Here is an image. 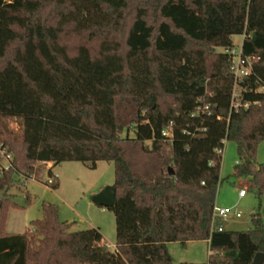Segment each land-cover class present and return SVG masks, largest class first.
<instances>
[{
    "label": "trees",
    "instance_id": "16d2710c",
    "mask_svg": "<svg viewBox=\"0 0 264 264\" xmlns=\"http://www.w3.org/2000/svg\"><path fill=\"white\" fill-rule=\"evenodd\" d=\"M72 34L110 39L121 57L110 134L28 110V46ZM237 34L244 36L242 56L254 59L240 84L247 107L230 109L227 51ZM199 98L210 114L192 117ZM0 117L20 124L19 137L1 132V147L14 158L2 169L0 190L15 174L38 173L40 163L76 160L93 169L112 162L116 237L110 251L97 227L68 230L49 202L23 234H5L2 197L0 264H197L175 263L167 243L200 240L210 252L201 264H251L264 252L259 209L249 215V230L229 231L225 222L217 228L220 220L212 227L224 140L237 146L233 175L264 194V163L255 161L264 140V0H0ZM169 123L170 140L162 134Z\"/></svg>",
    "mask_w": 264,
    "mask_h": 264
},
{
    "label": "rangeland",
    "instance_id": "374dc122",
    "mask_svg": "<svg viewBox=\"0 0 264 264\" xmlns=\"http://www.w3.org/2000/svg\"><path fill=\"white\" fill-rule=\"evenodd\" d=\"M242 39V35L232 36L237 50ZM215 49L222 51L221 48ZM26 64L29 73V111L42 109L44 116L52 122L60 121L89 133L98 134L96 129L111 133L109 105L112 96L123 85L120 76L122 61L113 52L112 40H87L72 34L54 43H37L28 46ZM167 102L172 103L171 98ZM51 121L47 124L46 133H50ZM4 130L15 138L19 137V121L0 117V142ZM128 133L133 135L132 131ZM257 145L255 161L264 163V140ZM223 146L216 202L226 208L236 205L242 216L226 221L224 225L227 230H249L252 211L259 209L264 217V194L258 196L253 188H249L244 177L233 175L238 160L235 142L224 140ZM8 152L11 153L12 163L14 153ZM7 163L1 159V170ZM34 168L39 172L30 176L15 174L10 183L12 186L0 190V202L2 197L5 199L1 208L4 233H24L31 221L42 216V203L49 202L57 207L58 218L67 222L68 230L97 227L109 250H114V213L109 208L92 203L94 194L113 184V163L98 161L91 169L75 160L62 161L50 168L40 163ZM49 170L57 176L56 189L45 183ZM243 188L246 194L239 199L238 191ZM167 250L175 263H206L210 253L205 240L189 241L183 246L179 242H168Z\"/></svg>",
    "mask_w": 264,
    "mask_h": 264
},
{
    "label": "built area",
    "instance_id": "2783aa9c",
    "mask_svg": "<svg viewBox=\"0 0 264 264\" xmlns=\"http://www.w3.org/2000/svg\"><path fill=\"white\" fill-rule=\"evenodd\" d=\"M242 37H244L242 35ZM229 57L231 58L230 63V71L232 72V75L234 76L233 86L231 89V100H230V109L232 108H238L240 106L247 107V103H242L241 101V92H240V84L245 80V78L248 76L251 66L253 57H243L241 52V46L237 50L235 47L231 48L229 51H227ZM204 113L210 114L209 112V105L201 98L198 99L193 113L192 117H195L197 115H203ZM172 123H169L166 127H164L162 130V134L168 138L169 140L173 136V132L171 130ZM218 152L222 154V150L219 149ZM0 158L8 161L7 165L5 167H2L3 169L7 168L10 164V161L12 159L11 153L6 151V149L2 148L0 145ZM1 167H0V175H1ZM56 176L54 174H48V177L45 180L46 185L51 186L55 183ZM246 194L245 188L240 189L238 191V198L241 199ZM212 227L215 226L217 220H220V223L218 224L217 228H221V222H226L229 219H237L242 217L241 214L237 210V206L231 208L221 207V206H214L212 211Z\"/></svg>",
    "mask_w": 264,
    "mask_h": 264
},
{
    "label": "water",
    "instance_id": "95a60500",
    "mask_svg": "<svg viewBox=\"0 0 264 264\" xmlns=\"http://www.w3.org/2000/svg\"><path fill=\"white\" fill-rule=\"evenodd\" d=\"M170 174H173V170L170 169ZM1 203V202H0ZM92 203L106 208H112L115 204V187L114 185L104 188L102 191L94 194L92 197ZM264 262V252H257L251 264H262Z\"/></svg>",
    "mask_w": 264,
    "mask_h": 264
},
{
    "label": "crops",
    "instance_id": "0c3cea01",
    "mask_svg": "<svg viewBox=\"0 0 264 264\" xmlns=\"http://www.w3.org/2000/svg\"><path fill=\"white\" fill-rule=\"evenodd\" d=\"M46 164V167L47 168H50V166H52V163L51 162H46L45 163ZM56 176V175H55ZM56 178H57V176H56ZM238 178H240V177H238ZM246 179V181H247V185L249 186L250 185V181H249V179L248 178H245ZM48 186V185H47ZM245 196V195H244ZM243 196V197H244ZM242 199V198H241ZM216 206L218 205V206H220L217 202H216V204H215ZM222 207V206H221ZM263 215V214H262ZM264 218V217H263ZM264 221V220H263ZM27 229V228H26ZM71 231H77V230H75V228H73V230H71ZM7 234H23V233H7ZM206 242H207V245H208V248H209V241L208 240H205ZM103 244H105V246L108 248V246L106 245V243L103 241ZM113 248H115V245L113 246ZM109 249V248H108ZM111 250H113V249H111ZM110 250V251H111ZM208 252H209V250H208Z\"/></svg>",
    "mask_w": 264,
    "mask_h": 264
}]
</instances>
